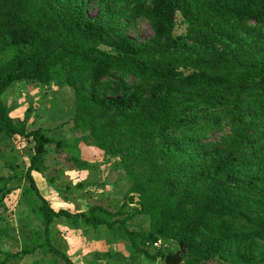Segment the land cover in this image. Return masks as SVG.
Returning <instances> with one entry per match:
<instances>
[{
  "label": "trees",
  "instance_id": "obj_1",
  "mask_svg": "<svg viewBox=\"0 0 264 264\" xmlns=\"http://www.w3.org/2000/svg\"><path fill=\"white\" fill-rule=\"evenodd\" d=\"M180 17L187 30L178 35ZM141 20L154 31L145 41L129 33ZM18 82L71 87L74 136L30 129L35 103L15 115L5 97ZM3 138L24 140L33 153L22 174L0 168V208L9 209L10 182L23 177L22 204L38 225L15 243L0 211V239L21 246L0 251V264L32 254L43 255L32 264H77L57 243L61 222L104 240L108 232L152 263L182 243L184 264H264V0H0ZM83 146L122 174V204L74 212L45 197L35 173H45L53 152L61 172L47 184L78 200L84 184L60 179L100 165L83 158ZM140 215L148 229L131 226Z\"/></svg>",
  "mask_w": 264,
  "mask_h": 264
},
{
  "label": "rangeland",
  "instance_id": "obj_2",
  "mask_svg": "<svg viewBox=\"0 0 264 264\" xmlns=\"http://www.w3.org/2000/svg\"><path fill=\"white\" fill-rule=\"evenodd\" d=\"M91 7L92 12L95 14L97 12V7L92 3ZM186 30L187 28L180 17L176 34L180 35L185 33ZM129 33L135 39L145 41L153 36L154 31L149 21L141 20L136 28L129 30ZM5 99L7 102H11L15 110V115L19 117H23L29 105L35 103L33 118H38V121H36L37 124L35 126H30V129L44 126L50 128L53 131L51 134L57 138L67 137L68 134L71 135V137L74 136L70 122L75 115V93L71 87L65 86L59 90V92H56L55 87L37 89L26 82H18L12 86L10 93L6 95ZM213 138L217 139L218 136L214 135ZM32 153V145L28 144L26 141L3 138L0 142V168L2 170V175L11 177L13 175L11 170L12 166H18V171L22 174V171H25L30 165ZM52 154L53 152H51V156L48 157L49 168L44 174L35 173V177L43 194L50 201L53 200L52 202L56 209H69L78 212L85 211L94 204H110V206L114 208L118 204L124 202L123 199L127 192V186L122 174L115 171L112 165L104 162L105 154L98 148L88 149L85 146L82 148L83 158L89 159L90 161H97L100 165L96 167L95 170L90 171L81 170L82 172H77V170H68L65 176L60 179L62 182H73L74 185L84 184L85 188L83 190L80 192H73L72 197L78 200L71 204L63 199H59L57 194L52 197L50 194L51 187L48 186L50 188H48L49 190L43 189L42 185L48 178L58 176L59 172H61L57 169L55 164V154ZM25 183V179L22 177V180L19 182L21 190H18V186L12 187L13 193L7 200L9 209L5 207L0 208L3 216L1 224L4 227L9 226L13 229L12 235L15 243H20L22 234H24L26 238L31 237L32 226L38 225L35 218L27 216V211L24 210L25 208L22 204L24 202L22 188ZM20 208L22 211L18 210ZM131 226H133L134 229H148L150 226V219L148 216L140 215L131 223ZM54 229L58 236L57 243L59 246L65 247V249L68 250L71 258L73 257V260H75L77 264H92L96 262L97 264H106L107 260L111 257H114L112 261L116 264H165L163 260L152 263L140 255H132L127 244L124 242H117L108 232H105V240L101 237L102 233L101 235L99 233L95 235H85L82 233L81 236L73 237V240L78 242L74 243L76 246L79 245L80 241H83L82 237L86 242L83 241L79 249L74 250L75 253H72V248H74L73 243L69 241L70 239L67 237L66 233V231H69L68 233H71V231L68 230V227L62 222ZM11 243L12 242L4 241L3 246L1 245L3 249L0 247V251L6 249L18 250L17 248H21L20 245L18 247V245H14V242L12 245ZM172 246L174 247V245ZM87 252H89L90 255H87ZM87 256H89V258H87ZM35 257H43V255L37 254ZM28 259L32 263L34 256H30ZM58 264H67V262L60 259Z\"/></svg>",
  "mask_w": 264,
  "mask_h": 264
},
{
  "label": "crops",
  "instance_id": "obj_3",
  "mask_svg": "<svg viewBox=\"0 0 264 264\" xmlns=\"http://www.w3.org/2000/svg\"><path fill=\"white\" fill-rule=\"evenodd\" d=\"M68 137H71V135H69L68 134ZM78 171H80V172H82L81 170H77V172ZM22 179H18V180H12L11 182H10V186L11 187H13V186H18L19 188H18V190H21L20 188H21V185L19 184V182L21 181ZM43 185V189H48L49 187V185L47 184V181L45 182V183H43L42 184ZM51 187V190H50V194H51V196L53 197V196H56L55 194H57V196L59 197V199H61L62 200V198H61V196L58 194V192H56V190L52 187V186H50ZM50 189V188H49ZM48 189V190H49ZM17 192V191H16ZM54 192V193H53ZM64 200V199H63ZM53 200H51V202H52ZM65 201V200H64ZM53 203V202H52ZM54 204V203H53ZM18 210H20V211H22V209L20 208V209H18ZM25 216V215H24ZM68 230H70L71 231V233H68L69 231H66V233H67V237L70 239L69 241L70 242H72L73 243V247L74 248H72V253H75V251L74 250H78L79 249V246L81 245V243L83 242V241H85V239L82 237V239H83V241H80L79 242V245H75L74 243H78V242H75L74 240H73V237H77V236H81V234L83 233L82 231H79V232H77V231H72L71 229H69L68 228ZM72 236V237H71ZM78 239V238H77ZM10 242L9 240L7 241V240H5V239H0V247H1V245L3 246V242ZM77 241V240H76ZM86 242V241H85ZM105 242V241H104ZM12 245V244H11ZM12 247H14V246H12ZM2 248V247H1ZM15 248V247H14ZM3 249V248H2ZM17 249H19V248H17ZM6 250H8V249H6ZM87 255H90L89 254V252H87L86 253ZM37 254H32V255H28V256H26L25 258H24V260H23V262H22V264H32L30 261H29V259H28V257H30V256H34V260L33 261H35L36 259H38V258H41V257H35ZM87 258H89V256H87ZM96 264V263H95Z\"/></svg>",
  "mask_w": 264,
  "mask_h": 264
},
{
  "label": "water",
  "instance_id": "obj_4",
  "mask_svg": "<svg viewBox=\"0 0 264 264\" xmlns=\"http://www.w3.org/2000/svg\"><path fill=\"white\" fill-rule=\"evenodd\" d=\"M137 200H138V197L136 194L130 195L129 203L131 205H137ZM180 246L181 247L177 251L176 254L170 255L166 258V260H165L166 264H184L183 263V254H185L187 252V250L182 243L180 244Z\"/></svg>",
  "mask_w": 264,
  "mask_h": 264
}]
</instances>
